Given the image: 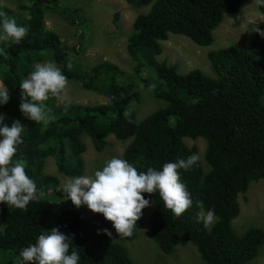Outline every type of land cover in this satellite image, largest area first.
<instances>
[{"label": "trees", "instance_id": "1", "mask_svg": "<svg viewBox=\"0 0 264 264\" xmlns=\"http://www.w3.org/2000/svg\"><path fill=\"white\" fill-rule=\"evenodd\" d=\"M125 1L136 7L150 6L147 13L133 19L126 43L127 53L135 61L134 72L149 89L142 93L134 82L116 80L123 70L114 62L103 60L81 67L74 54L83 49L82 33H76L74 44H68L45 25V10L55 8L71 26H78L85 18L79 16L77 7L68 12L59 0H16V10L0 4V13L28 27L24 39L8 46L7 56H0V81L9 92V101L0 106V113L9 114L5 119L9 126L13 120L24 123V142L13 160L27 161L26 173L38 172L41 176L35 183L43 188L40 198L24 210L0 204V264H13L23 247L53 227L72 238L70 251L80 253L79 264H134L127 242L143 230L159 249L154 246V254L137 264L158 261L160 256L167 260L174 247L185 242L196 246L204 264H245L263 245L262 227H251L239 235L232 220L240 212L237 196L245 193L250 181L264 179V38L255 32L248 47L235 42L210 50L207 58L214 76L197 67L179 73L177 62L156 59L162 51L160 41L169 33L184 35L201 46L212 44L213 30L226 15L239 13L243 0ZM258 10L264 14V7L258 6ZM118 15L116 12L115 20ZM256 24L264 29L261 21ZM49 60L56 62L79 90L105 97L102 102L90 98L70 101L67 111L62 102L50 98L46 104L55 119L42 129L20 113L18 87L35 63ZM145 67L152 69L159 83L141 75ZM104 74L108 77L102 78ZM147 95L162 100L164 106L146 110L133 106ZM109 136L125 143L119 156L138 171L199 154L198 146L185 139H202V158L188 171L179 170L193 206L176 217L164 208L158 194L143 193L152 201L153 210L146 215L147 207L142 209L132 236L120 237L102 214L86 217L71 200H65L57 191L60 179L43 174L42 164L33 157L48 154L65 176L83 175L88 142L101 154L96 168L114 156H106ZM208 209L218 217L210 230L196 223L197 213ZM105 228L113 233L111 237L98 234V229Z\"/></svg>", "mask_w": 264, "mask_h": 264}, {"label": "clouds", "instance_id": "2", "mask_svg": "<svg viewBox=\"0 0 264 264\" xmlns=\"http://www.w3.org/2000/svg\"><path fill=\"white\" fill-rule=\"evenodd\" d=\"M255 2L257 6L264 7V0H255ZM259 14L260 21L264 23V14L260 12ZM228 16L226 15L225 18ZM256 19L253 21L252 31L264 38V29H261L255 23ZM27 33V26H22L21 23L16 22L14 17H8L0 13V45H3L0 47V56H7L6 48L12 44H19ZM193 48L195 49L194 54L200 57L199 59L202 61V55L206 52L199 48ZM127 56L133 60L128 54ZM157 60L162 61L164 59L158 58ZM133 62L135 65L134 60ZM187 64L189 63L186 62L185 65ZM67 67L69 69L72 67L70 60ZM143 72L141 75H143ZM149 72L152 76L146 74L143 76L158 83L153 71ZM133 74V79L128 78V81H122V83L134 82L135 88L141 93L144 90H149L141 85L134 68ZM124 77H126V73L123 70ZM67 85L68 79L56 62L49 60L35 63L33 70L19 83L20 103L18 107L20 113L25 120L40 124L42 129H46L55 119L51 114V110L47 107L46 101L55 98L57 101L62 102L64 111H67L70 107V101L66 99ZM8 101V87L0 83V106L7 104ZM5 118V114L0 113V204L24 210L30 202L37 201L43 194V188L37 187L35 183V178L41 175L33 177L31 176L32 172L26 173L27 161L23 159L13 160V157L19 151L20 145L24 142L22 139L24 123L20 120H13L11 126H9L5 123ZM37 160L40 164H43L42 161ZM199 160V154L193 153L187 158L164 162L160 168L149 167L146 171H138L127 159L114 155L94 169L91 174L75 177L65 176L58 171L56 166L57 172L67 178L62 180L57 191L65 197V200H71L76 209L81 205H85L92 212L102 214L106 220L111 222L116 235L126 238L132 236L136 228V221L142 215V209L150 205L149 199L145 198L142 195L143 193L158 194L164 208L170 210L176 217L181 216L193 206L192 195L181 180L179 170L188 171ZM54 175L59 178L58 175ZM197 206L203 207L199 202H197ZM217 222L218 217L213 209L198 212L196 215V223L201 224L204 229L210 230ZM254 226L260 227L251 224V227ZM261 229L264 231L263 228ZM0 231H3L2 227H0ZM97 231L98 234L103 233L109 237L113 235L106 228ZM243 233L244 231L238 232L239 235ZM70 238V236L61 232L58 227L44 230L35 238L34 243H29L19 251L18 256L13 260V264H79L80 253L75 249L70 251L72 243V238ZM258 255L259 251L254 258L245 264L255 260Z\"/></svg>", "mask_w": 264, "mask_h": 264}, {"label": "rangeland", "instance_id": "3", "mask_svg": "<svg viewBox=\"0 0 264 264\" xmlns=\"http://www.w3.org/2000/svg\"><path fill=\"white\" fill-rule=\"evenodd\" d=\"M61 5L69 12L72 7L80 9L79 16H83L85 21L78 26H71L66 18L61 15L55 8L45 10L44 22L45 25L57 32L60 38L65 40L68 44H74L75 34H83V49L79 54H74L75 60L83 68H88L91 65L108 60L121 66L125 71L126 77L123 74L116 76L118 82L128 81L134 78L133 68L134 62L127 56L126 43L127 33H132V21L138 14H145L149 11L150 6L136 7L125 0H59ZM0 3L6 5L13 10H16L15 0H0ZM116 12L119 14L117 20L114 17ZM78 14V13H77ZM258 6L255 0H243L242 10L237 14H230L224 18L221 25L213 30L214 40L212 44L201 46L194 43L190 38L175 33H169L168 39L160 41L162 46L161 58L167 59L168 64L177 65L180 73H184L191 68H199L204 73L214 76L210 67L207 53L212 49L219 48L218 46H225L233 42H241L244 47H248L251 36L255 33L252 31L253 21H260ZM165 41V42H164ZM164 42V43H163ZM202 50V61L194 52L195 49ZM127 53V54H126ZM160 56H156L159 59ZM157 58V59H158ZM198 58V59H197ZM197 60V61H196ZM188 62L189 64L185 65ZM146 71V72H145ZM143 75L152 76L147 67ZM108 74H104L107 78ZM129 78V79H128ZM1 83V81H0ZM159 83V81H158ZM73 85V87H72ZM143 91V90H142ZM144 90L143 92H146ZM67 97L69 101H87L90 99L103 100L104 95H101L92 90L76 88L74 84L68 82L66 88ZM102 102V101H101ZM162 100L151 97L150 95L143 96L141 101L134 104L135 107H142L143 109H154L164 106ZM161 105V106H160ZM5 119L10 118L5 114ZM143 118V117H141ZM188 144H196L199 149L200 159L204 150V142L202 139L190 140L185 139ZM109 144L107 157L111 155H119L125 143L109 136L107 139ZM39 148H36L38 150ZM36 160L42 161L41 171L43 174L58 175L60 181L67 179L64 175L57 172V168L50 155L33 156ZM85 170L84 174H91L94 168L102 161L101 154L92 150V144L88 142V150L84 153ZM31 176H40L38 172L33 171ZM53 198H51L52 200ZM237 200L240 205L239 214L232 220L233 227L240 233L246 229L251 228V224H256L264 229V179L253 180L245 193L239 194ZM81 214L89 216L93 214L85 205L77 207ZM153 209V203L150 200V205L146 208L145 214L148 215ZM144 229L145 226H142ZM127 248L134 264L140 259H149L155 252V247L158 248L153 239L149 236L147 230L140 232L138 238L127 242ZM159 249V248H158ZM146 264V263H142ZM147 264H204L199 259L197 248L190 242H185L174 247L172 253L165 258H158V261H150ZM249 264H264V243L259 249L258 257Z\"/></svg>", "mask_w": 264, "mask_h": 264}, {"label": "bare ground", "instance_id": "4", "mask_svg": "<svg viewBox=\"0 0 264 264\" xmlns=\"http://www.w3.org/2000/svg\"><path fill=\"white\" fill-rule=\"evenodd\" d=\"M138 115V114H137ZM140 116V115H139ZM204 162V161H203Z\"/></svg>", "mask_w": 264, "mask_h": 264}]
</instances>
